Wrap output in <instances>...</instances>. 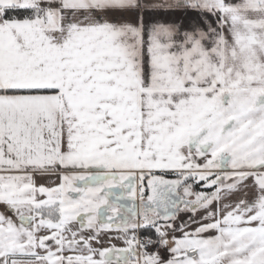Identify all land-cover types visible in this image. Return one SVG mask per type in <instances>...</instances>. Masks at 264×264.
<instances>
[{"label":"snow or ice","instance_id":"6c2138e0","mask_svg":"<svg viewBox=\"0 0 264 264\" xmlns=\"http://www.w3.org/2000/svg\"><path fill=\"white\" fill-rule=\"evenodd\" d=\"M0 264H264V0H0Z\"/></svg>","mask_w":264,"mask_h":264}]
</instances>
